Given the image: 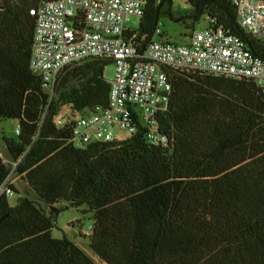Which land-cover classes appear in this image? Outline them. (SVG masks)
Instances as JSON below:
<instances>
[{
	"label": "trees",
	"instance_id": "obj_1",
	"mask_svg": "<svg viewBox=\"0 0 264 264\" xmlns=\"http://www.w3.org/2000/svg\"><path fill=\"white\" fill-rule=\"evenodd\" d=\"M147 0L138 27L145 44L161 19L192 31L213 19L239 35L264 61V38L246 34L232 0ZM39 0L0 2V119L20 133L4 138L16 175L39 201L0 197V264H96L66 234L53 237L64 201L92 218L89 248L107 264H264V93L249 79L169 70L172 92L157 115L167 145L147 141L141 125L124 139L71 142L72 122L105 105L110 58H93L60 73L50 98L29 68ZM9 173L0 155V183ZM43 204H41L40 203ZM80 218L71 222L73 231ZM81 234V231H80ZM82 235V234H81ZM83 236V235H82Z\"/></svg>",
	"mask_w": 264,
	"mask_h": 264
},
{
	"label": "built area",
	"instance_id": "obj_2",
	"mask_svg": "<svg viewBox=\"0 0 264 264\" xmlns=\"http://www.w3.org/2000/svg\"><path fill=\"white\" fill-rule=\"evenodd\" d=\"M147 0H39L29 10L35 17L29 58L31 72L40 77L50 98L64 68L93 58H110L114 65L108 100L70 118L61 114L56 124L72 122L71 142L83 147L91 142H109L145 128L147 141L165 146L157 115L168 106L172 80L169 70L207 73L252 80L264 93V61L254 55L243 39L229 29L205 19L195 27L186 43L155 37L145 44L128 35L131 17H140ZM243 31L264 38V0H232ZM160 25L156 34L161 33ZM15 133H20L17 124ZM22 156L8 161L9 173L0 183V197L14 195L16 168ZM93 226L81 230L89 237Z\"/></svg>",
	"mask_w": 264,
	"mask_h": 264
},
{
	"label": "rangeland",
	"instance_id": "obj_3",
	"mask_svg": "<svg viewBox=\"0 0 264 264\" xmlns=\"http://www.w3.org/2000/svg\"><path fill=\"white\" fill-rule=\"evenodd\" d=\"M1 2V0H0ZM182 4V1L175 0V5L179 6ZM139 19L137 17H131L127 22V26L136 29L138 27ZM160 29L163 31V35L166 39L176 42V43H186L189 39L190 30H186L183 25L173 23L167 19H161ZM205 21H201L196 27H204ZM114 65L113 63L107 65L103 72L104 78L109 81L113 76ZM17 121H11L10 119H0V155L4 163L8 164V161L11 159L8 157V154L4 145V138H15V128L17 126ZM119 138L124 139L128 135L124 132L118 134ZM14 188L19 192V195L26 196L28 198L39 201L37 195L29 188L27 183L23 178L15 179ZM16 196L10 197V203H13ZM41 203V201H40ZM42 204V203H41ZM65 202L60 201L56 203V207L61 209L60 213L54 219V227L52 228V235L56 238H61L66 234L73 242L82 250L87 253L96 264H107L103 262L97 255H95L89 248V237H84L80 234V231L86 229L89 225H92L91 214L83 216L82 213L76 212L71 207H65ZM43 205V204H42ZM80 218L81 224L76 227V232L73 231L71 227V222L76 218Z\"/></svg>",
	"mask_w": 264,
	"mask_h": 264
},
{
	"label": "crops",
	"instance_id": "obj_4",
	"mask_svg": "<svg viewBox=\"0 0 264 264\" xmlns=\"http://www.w3.org/2000/svg\"><path fill=\"white\" fill-rule=\"evenodd\" d=\"M164 39H166L165 37H163Z\"/></svg>",
	"mask_w": 264,
	"mask_h": 264
}]
</instances>
